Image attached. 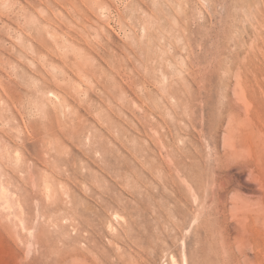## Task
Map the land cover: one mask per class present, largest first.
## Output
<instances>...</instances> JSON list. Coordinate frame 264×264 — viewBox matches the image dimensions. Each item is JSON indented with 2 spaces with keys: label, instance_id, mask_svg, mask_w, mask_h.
<instances>
[{
  "label": "rangeland",
  "instance_id": "374dc122",
  "mask_svg": "<svg viewBox=\"0 0 264 264\" xmlns=\"http://www.w3.org/2000/svg\"><path fill=\"white\" fill-rule=\"evenodd\" d=\"M240 119L264 0H0V264H264Z\"/></svg>",
  "mask_w": 264,
  "mask_h": 264
},
{
  "label": "bare ground",
  "instance_id": "6f19581e",
  "mask_svg": "<svg viewBox=\"0 0 264 264\" xmlns=\"http://www.w3.org/2000/svg\"><path fill=\"white\" fill-rule=\"evenodd\" d=\"M246 117V116H245ZM237 125V128L238 129H241V127L243 126V131H242V135L241 137L246 140V142L248 143V150H252L255 148L256 152H259L258 153V157L260 158L261 157V150L259 151V149H262L264 147V121H254V120H251L249 119L248 121H244L240 119V121H238L236 123ZM236 134L237 132L235 131L234 128H232L231 126V129L229 130L228 132V139L226 141L227 145H228V148H229V155L230 157H236V156H239L240 154H243L244 151H247V147H246V150L244 148H241V149H238L236 147V144H235V140H236ZM227 136V134H226ZM226 139V138H225ZM224 139V140H225ZM224 142V141H223ZM223 145V143H222ZM244 150V151H243ZM253 152V151H252ZM251 153V152H250ZM252 158V157H251ZM226 159V158H225ZM252 160V159H251ZM235 169V168H234ZM251 171V170H250ZM249 172V171H248ZM252 172V171H251ZM237 173V172H236ZM248 174V173H246ZM245 174V175H246ZM239 175V174H238ZM244 175V174H243ZM241 176V175H240ZM251 176V175H250ZM245 177V176H244ZM244 182H247V181H244ZM225 185V184H224ZM256 187V186H255ZM257 190V189H256ZM214 192V191H213ZM236 192V191H235ZM258 193V191L256 192ZM246 194V193H245ZM251 195V194H250ZM249 195V196H250ZM236 196V195H235ZM255 196V195H254ZM257 196V195H256ZM240 199L239 196L237 197L236 196V199ZM242 200V199H241ZM239 201V200H237ZM240 202V201H239ZM242 202V201H241ZM240 202V203H241ZM236 203V201L234 202ZM238 203V202H237ZM245 203V201H244ZM258 203V202H257ZM242 204V203H241ZM247 204H250V203H247ZM244 206V205H243ZM246 206V205H245ZM249 206V205H248ZM251 206V205H250ZM247 207L248 208H251V207ZM254 206V205H252ZM258 206V205H257ZM255 208V206L253 207ZM251 208V210L253 209ZM250 210V209H249ZM257 212H255L256 214H258L262 220L264 221V203L263 202H260L259 203V206L257 207L256 209ZM253 212V211H252ZM254 213V212H253ZM255 214V215H256ZM254 215V214H253ZM257 218V217H256ZM256 220V219H255ZM261 220V221H262ZM239 232V231H237ZM241 233V232H240ZM246 233V231H245ZM237 234V233H236ZM235 235V234H234ZM246 235V234H245ZM239 235H237L238 237ZM236 237V239H237ZM234 239V238H233Z\"/></svg>",
  "mask_w": 264,
  "mask_h": 264
}]
</instances>
